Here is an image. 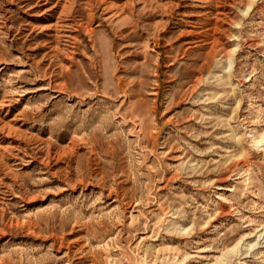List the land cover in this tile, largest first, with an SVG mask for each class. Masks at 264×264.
Instances as JSON below:
<instances>
[{"label": "rangeland", "instance_id": "374dc122", "mask_svg": "<svg viewBox=\"0 0 264 264\" xmlns=\"http://www.w3.org/2000/svg\"><path fill=\"white\" fill-rule=\"evenodd\" d=\"M0 264H264V0H0Z\"/></svg>", "mask_w": 264, "mask_h": 264}]
</instances>
